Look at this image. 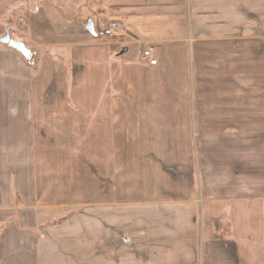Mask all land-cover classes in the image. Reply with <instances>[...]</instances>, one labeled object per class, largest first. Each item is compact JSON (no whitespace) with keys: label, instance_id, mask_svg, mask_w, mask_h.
<instances>
[{"label":"crops","instance_id":"1","mask_svg":"<svg viewBox=\"0 0 264 264\" xmlns=\"http://www.w3.org/2000/svg\"><path fill=\"white\" fill-rule=\"evenodd\" d=\"M52 1L27 18L44 51L37 70L17 51L0 48V264H197L179 260L185 251L195 253L197 204L160 199L142 187L132 194L130 184L146 178L147 159L174 156L180 142L188 143L149 127L174 132L193 119L194 127L210 132V143H229L221 146V157H243V146L230 142L238 135L241 141L246 126L258 150L260 127L264 136V0H91L88 13L127 27L128 34L115 39L81 30L77 17L89 0ZM108 22L93 23L98 29ZM149 45L156 48L157 66L140 61ZM37 100L46 111L39 119ZM78 135L89 141L82 152L106 166L104 172L93 165L103 189L119 188L122 197L98 200L37 236L42 211L28 194L20 213L14 196L35 190L36 136L51 148L53 141L76 142ZM205 141L201 136L200 157L208 156ZM111 171L120 185L111 182L117 179ZM224 181L207 186L212 199L200 215L203 234L242 202V184ZM249 252L251 261L202 264H260V247L251 245Z\"/></svg>","mask_w":264,"mask_h":264},{"label":"rangeland","instance_id":"2","mask_svg":"<svg viewBox=\"0 0 264 264\" xmlns=\"http://www.w3.org/2000/svg\"><path fill=\"white\" fill-rule=\"evenodd\" d=\"M47 1L49 0H0V38L10 29L9 34L14 41L23 40L26 43L25 46L32 52L33 57L30 61H27L17 52L20 55L19 59L28 68L33 67L35 70L39 68L44 51L33 40L32 33L28 30L30 22L27 18L36 14L37 11L40 12L42 5L47 4ZM92 3L91 0L86 5L81 3L80 10L85 15H78L79 17H77L81 23V30L84 32H87L85 29L90 20L96 26L109 21L97 17V14L88 13L92 10ZM75 5L73 4V9H75ZM63 12L66 13V10L63 9ZM2 47L6 46L0 45V48ZM38 102L42 103L36 101L37 108L34 111L37 119L42 118L41 115L46 112ZM193 122L192 119L190 125L179 126L174 132H170L172 127H162V130L161 127L159 129L158 127H145V137L151 135L150 132L147 133L148 128L151 131L155 130L158 135H162L160 137L166 136L169 140L179 137L181 141L185 137L188 143L180 142L179 150L176 151V154L175 151L173 152L174 156L147 159L148 174L142 182H140L141 179L132 180L130 184L133 187L131 193H139L137 188L142 187L146 192L156 191L157 197L160 199H171L174 200L173 202L182 201L185 203L187 200H193V203L197 204L198 236L194 247L196 248L195 253L188 254L185 251L184 254H180V261L192 260L196 261L197 264H202L203 261L219 260L251 261V254L250 252L247 253V247L257 245L260 247L258 259H260V264H264V136L262 127H260L261 140L257 143L259 145L257 151H255V148L252 149L251 132L244 126L241 128L243 139L240 141L238 135V139H234H237L236 141L230 142L231 146H240V144L243 146V157L239 156V153L237 154L238 157H221V154L225 151L222 150L221 146L226 147V144L229 145V143H210V132L206 129L200 130L198 126L194 127ZM36 128L42 130L43 126L37 124ZM175 132L177 133L175 134ZM40 136H36L38 140L36 141V158L34 162L36 165L35 190L30 191V193L26 191L24 193L21 190L14 192L15 203L19 205L20 213L25 206L24 202L28 199V194L30 198L34 199L36 207L42 211L43 223L38 227V230L36 229L37 236L43 235L47 227L60 226L78 217L80 213L90 211L92 204L98 200L107 201L112 200V198L117 200V198L122 197L123 190L119 188L110 191L103 189L106 186H102L104 184L101 183V180L99 182L98 175L96 177L94 174L93 165L95 163L100 166L98 170H104V172H106V166H103V160L98 159L99 161H97L96 158H92L91 152H87V150L82 152L81 145L85 144L87 146L86 143L89 142L86 141V136L83 137L84 141L82 137H79L80 135H78L76 142L53 141L51 148L48 147V142L41 140ZM201 136L207 140L205 141L206 148L203 151V153L208 154L206 157H200L199 139ZM189 138L190 142L188 141ZM151 144L153 143L150 142L149 145ZM133 150H136V147ZM82 153H85V155ZM223 167L227 169L225 172H221L220 168ZM232 167L237 168V176L228 172ZM111 172L114 174L115 171ZM115 177L117 179L113 181V178L111 182L115 183L114 186L118 183L120 185V182H118V179L121 181L120 177L118 175ZM222 178L225 180L224 182L229 180L242 184V188H238V193L241 192L240 194H242V202L238 201V205L235 207H228L229 209H227L224 217L226 219L212 222L210 234H207L206 231L203 234V227L206 224L200 215H202V208L206 207L204 205L207 202L206 200L212 199L208 195L211 189H208L207 186ZM153 183L158 187L155 188ZM234 192L235 190L232 191V194ZM212 208L216 209L217 214L220 212L218 206ZM183 241L187 243L188 240L184 238ZM210 244H212V247H210ZM207 247L211 248L212 252L207 254ZM186 249L188 250L187 247ZM232 249H235L234 252L236 253H231ZM219 251L225 253H219ZM106 255L107 257L113 256L107 251Z\"/></svg>","mask_w":264,"mask_h":264},{"label":"built area","instance_id":"3","mask_svg":"<svg viewBox=\"0 0 264 264\" xmlns=\"http://www.w3.org/2000/svg\"><path fill=\"white\" fill-rule=\"evenodd\" d=\"M96 30L97 37L101 39H115L124 37L128 34V29L125 25L118 21H110ZM156 48L154 46H147L140 53V61L150 66H157L158 60L156 58Z\"/></svg>","mask_w":264,"mask_h":264},{"label":"water","instance_id":"4","mask_svg":"<svg viewBox=\"0 0 264 264\" xmlns=\"http://www.w3.org/2000/svg\"><path fill=\"white\" fill-rule=\"evenodd\" d=\"M95 29V26H94V23L93 21H89L88 22V25L86 27V31H88L92 36L96 37L97 36V33H96V30ZM10 33V29H8L6 32H5V35L1 38H0V45H5L17 52H19L23 57L24 59H26L27 61L31 60V57H33L32 55V52L25 46L24 43L20 42V41H14L12 38H11V35L9 34Z\"/></svg>","mask_w":264,"mask_h":264}]
</instances>
